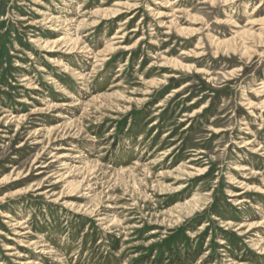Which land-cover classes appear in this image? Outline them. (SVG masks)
<instances>
[{
	"label": "rangeland",
	"instance_id": "rangeland-1",
	"mask_svg": "<svg viewBox=\"0 0 264 264\" xmlns=\"http://www.w3.org/2000/svg\"><path fill=\"white\" fill-rule=\"evenodd\" d=\"M0 264H264V0H0Z\"/></svg>",
	"mask_w": 264,
	"mask_h": 264
}]
</instances>
